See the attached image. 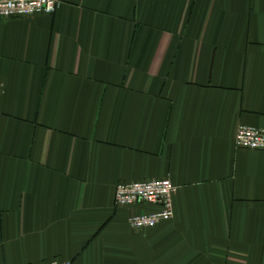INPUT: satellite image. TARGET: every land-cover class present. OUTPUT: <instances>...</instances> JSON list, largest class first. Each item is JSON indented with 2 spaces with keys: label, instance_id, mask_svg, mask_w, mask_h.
Instances as JSON below:
<instances>
[{
  "label": "crops",
  "instance_id": "crops-1",
  "mask_svg": "<svg viewBox=\"0 0 264 264\" xmlns=\"http://www.w3.org/2000/svg\"><path fill=\"white\" fill-rule=\"evenodd\" d=\"M61 1L0 19V264H264V0Z\"/></svg>",
  "mask_w": 264,
  "mask_h": 264
},
{
  "label": "built area",
  "instance_id": "built-area-1",
  "mask_svg": "<svg viewBox=\"0 0 264 264\" xmlns=\"http://www.w3.org/2000/svg\"><path fill=\"white\" fill-rule=\"evenodd\" d=\"M61 4V0H0V19L54 14ZM2 93L3 84L0 83V95ZM235 146L238 149L264 152V129L240 126L236 133ZM176 193L177 187L169 179L121 182L116 187L114 199L117 206L150 204L159 208L155 212L141 213L129 218L130 227L142 231L174 217ZM47 264H72V262L54 260Z\"/></svg>",
  "mask_w": 264,
  "mask_h": 264
}]
</instances>
